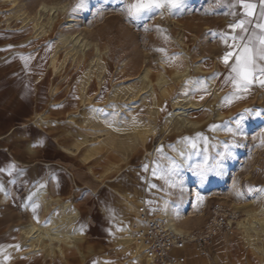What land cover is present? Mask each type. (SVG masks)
I'll use <instances>...</instances> for the list:
<instances>
[{"label": "rangeland", "instance_id": "obj_1", "mask_svg": "<svg viewBox=\"0 0 264 264\" xmlns=\"http://www.w3.org/2000/svg\"><path fill=\"white\" fill-rule=\"evenodd\" d=\"M17 1L24 3V10L33 13V0ZM41 1L50 4L54 0ZM60 1L69 4L68 14L79 21L73 33L82 31L89 43H96L108 57H103V73L94 67L88 86L83 76L89 60L94 58L93 48L86 53L82 64L67 59L54 73L49 62L55 49L54 38L64 32V19L61 17L55 27L35 40L29 26L15 20L11 2L0 0V24H3L0 26V247L12 241L17 228L28 220L45 223L43 204L37 195L46 190L52 197L71 202L79 214L74 230L80 240L62 245V250L71 247L65 254V263L52 264H139L131 251L124 248L122 243L126 241L120 243L115 237L125 234L127 226H134L137 213L143 210L150 219H159L168 212L174 226L189 240L212 218L227 221L234 215L233 233H217L205 254H199L192 242L185 243L176 254L184 256L186 264H199L200 255H208V263L204 264H264V250L259 252L247 243L238 227V222L247 218V212L258 211L264 205V197L247 195L249 187H264L261 143L264 137L260 135L264 116L246 119L243 137H232L225 131L234 126L232 121L245 109L264 110V87L253 85L246 98L227 106L222 103L231 88L224 85L228 69L221 59L225 52L222 40L211 33L228 32L230 21L225 14L216 6L211 9L195 6L188 14H182L181 8L171 15L161 10L162 15L157 11L147 21L131 22L120 9L133 0L123 3L88 0V7L76 12L72 8L77 0ZM6 19L10 21L9 27L5 25ZM178 28L186 31L184 44L191 53L188 61L179 53ZM188 33L196 37L191 38ZM171 38L175 40L173 43ZM64 54L65 50L61 49L58 57L62 59ZM174 55L178 58L166 59ZM146 58L151 79H156L160 71H165L170 79L166 94L156 92L157 131L142 146L130 143L112 149L107 141L101 142L107 134L97 137L107 129L86 122L93 110L100 112L110 128L118 126L127 130L148 120L149 98L129 102L127 93L114 94L123 81L136 85L134 78ZM122 62L125 67L120 66ZM197 62L203 70L210 71L208 77L216 74L214 81L221 91L217 100L212 98L209 87L206 86L208 94H205L185 83L197 79L199 74L192 70L179 82L170 78L174 70H183L188 63ZM186 92L202 107L189 110V118L196 123L194 127L179 128L167 120L171 101ZM218 113L221 118L217 117ZM197 133L207 139V144L201 141L196 151L180 143L182 138ZM41 140V146L32 147ZM78 141L82 143L79 148ZM225 143L234 145L230 148L232 158L224 161L221 175L202 183L188 170L187 164L198 163L205 155V147L209 158H215ZM181 151L185 152L186 162L175 178L177 186L170 187L163 179L153 176V162L167 166L165 157L180 161ZM238 191L245 195L238 198ZM143 200L155 204H147L149 211H146L145 204L139 208ZM33 204L38 205L35 213ZM219 247L226 250L224 258L217 256ZM57 253L60 252L54 248L53 255ZM47 254L38 255L46 261L21 260L14 264H47L53 259Z\"/></svg>", "mask_w": 264, "mask_h": 264}, {"label": "bare ground", "instance_id": "obj_2", "mask_svg": "<svg viewBox=\"0 0 264 264\" xmlns=\"http://www.w3.org/2000/svg\"><path fill=\"white\" fill-rule=\"evenodd\" d=\"M9 1L15 9V20H17V22H22V26L24 27L28 25L29 29L31 30V35L35 40L46 34L49 29L55 27L60 19H64L62 23V30L64 28V32L60 33L59 36L54 38L55 49L53 50L49 62V65L54 73L57 72L59 67H62L65 64L67 59H71L73 62L77 61L79 65L82 64L86 58V53L91 48L94 49V58L89 60V69L87 68L84 72L83 77L85 85L88 86L90 83L94 74V67L99 69L100 72L103 70V57L106 55V52H103L97 45H95L96 43H89L82 31L73 33V30L75 26L78 25L79 21L72 18L68 14L70 7L68 3H63L60 0H54L50 4L40 1L34 8L33 13L30 14L23 9V2H18L17 0ZM5 21V25L9 27L10 21L8 19ZM2 25L3 24H0V26ZM178 30L179 32L177 33L176 37L179 43V53L186 61H188L190 58V53H188L187 46L184 44V35H186V32L183 28H178ZM174 41V38H171V42L173 43ZM61 49L65 50V54L63 55L62 59L58 57L59 51ZM106 56L108 57V55ZM160 57L161 55H159L157 59ZM147 62L148 59L146 58L140 72L134 78L136 85L132 86L129 83L127 84V80L123 81L124 84L120 87H117L114 91V94L117 95L120 92L127 93L129 95V102L135 101L136 98H138V100H145L146 98H149L150 102L147 109L148 120H146L144 123L139 122V124L134 125L131 129L121 130L118 126L116 128H110L108 124L104 122L103 118H101L100 112L93 110L86 122L87 124L91 123L93 126H99L107 129V131L99 133L97 137L100 138L106 136L107 134L105 139H102L101 142L107 141L112 149H118L130 143H139L142 146L148 136H152L157 131L155 121L159 117V110L156 107V92L159 90V92H165L166 94L167 87L170 84V79H168V75L165 71H160L157 74L156 79H151V70L147 66ZM199 64L200 63L198 62L194 63L193 65L188 63L183 70H174L171 73L170 78L179 82L189 75L192 70L193 72L199 74L197 79L205 82V86L209 87L211 90L212 98L217 100L221 95V91L216 87L217 81H214V79L208 77L207 74L210 71L208 72L207 70H203ZM120 66L125 67V62H122ZM96 72L97 71L95 70V73ZM101 73H103V71ZM84 83L82 82V84ZM195 87L198 88V86ZM201 107L202 105L200 102L191 98L190 92L182 97L174 98L171 101V111L168 115L167 123L170 125H176L179 128L194 127L196 123L189 118V110L200 109ZM217 117L221 118L222 115L218 113ZM97 120L100 121L99 124L95 123ZM107 137L108 139H106ZM81 145L82 143L78 141L76 147L79 148ZM38 199L42 202L44 207L45 223L42 224L33 222L20 230L19 240L21 241V244L18 251L23 257L42 255L46 252L48 253V256L52 257L54 248H56V250L61 253L62 245L68 246L70 243H77L80 240L76 230H74V222L79 214L71 202L68 200H62L60 197L53 198L46 190L39 192ZM246 216L247 218L238 222V227L247 243L254 246L257 251L262 252L264 250V205L258 211L247 212ZM159 219L162 221L166 220V227L170 228L175 235L182 238L185 237L182 232L174 226L172 220L169 219L168 212H166L163 216H159ZM138 226L139 222L138 219H136L135 225L127 226L124 229L125 234L121 235L119 238L120 240L126 241L123 243L124 248L131 251L133 258H135L139 264H154L151 258L145 252L144 245L135 242L131 237V231L133 230L132 228ZM192 240L193 239L189 241ZM257 241H261V245H258Z\"/></svg>", "mask_w": 264, "mask_h": 264}, {"label": "snow or ice", "instance_id": "obj_3", "mask_svg": "<svg viewBox=\"0 0 264 264\" xmlns=\"http://www.w3.org/2000/svg\"><path fill=\"white\" fill-rule=\"evenodd\" d=\"M123 3V0H121ZM260 12L259 17L256 16L255 9L257 5L251 0H238L239 6L244 9L240 19L233 21L228 25L231 29L230 33H211L214 37L220 36L222 42L226 44V50L224 55L221 57L224 65L228 69V74L223 78L224 85H228L231 91L222 98V103L227 106L233 101L246 98L247 94L250 93L253 85H259L264 87V0H259ZM184 0H133L132 3L126 4L120 10L126 13V18L131 22L147 21L151 18V15L157 11L166 10L168 14H174V10L182 8ZM213 3L219 4L220 0H213ZM88 7V0H77L76 4L72 8V12L86 9ZM163 11H161V15ZM235 15V13H232ZM256 19V23L253 24L252 19ZM147 31V27L144 29ZM167 39V37H165ZM231 43H228V40ZM157 51H163V49H157ZM178 56L167 57L166 59H177ZM231 61V63H230ZM212 79L216 78V74H213ZM186 84L191 83L194 86H198L197 90L207 93V87L205 82L197 79L195 81H186ZM223 87V86H222ZM187 94V92L185 93ZM203 99V96L200 97ZM264 116V110L256 109H245L241 112L237 119L232 121L233 127H227L225 131L232 137H243L246 135L244 131V122L246 119L251 117ZM135 123V118H133ZM111 126V125H109ZM260 135L264 137V128L261 129ZM203 141L207 144V139L202 137L200 133H197L194 137H184L180 143L184 144L186 148L191 151H196L200 142ZM43 141L34 143L32 147L41 146ZM264 145V140L261 141ZM234 146L230 143L223 145V151H218L216 157L210 159L205 147V155L203 158L195 164H187L188 170L193 173L203 183L209 180L212 176H219L222 174L224 167V161L232 158L230 148ZM158 152H162V149H158ZM181 160L178 161L173 157H165L168 161L167 166H160L154 163L153 176L158 179H163L166 184L170 187H176V177L178 176L179 170L182 164L186 161L183 160L185 152H179ZM147 170V166H145ZM160 173V175H158ZM43 187V185H41ZM155 187V185H151ZM237 197L245 195V193L238 191ZM248 196H254L255 198L264 197V187H249L247 189ZM198 199H202L198 197ZM33 211L35 213L38 205L33 204ZM8 259V257H5Z\"/></svg>", "mask_w": 264, "mask_h": 264}, {"label": "built area", "instance_id": "obj_4", "mask_svg": "<svg viewBox=\"0 0 264 264\" xmlns=\"http://www.w3.org/2000/svg\"><path fill=\"white\" fill-rule=\"evenodd\" d=\"M232 217V216H231ZM236 217V216H235ZM225 221L223 218H212L204 228L192 235V241L175 235L170 228L166 227L165 221L150 219L145 211L138 214V227H133L132 239L144 245L145 252L154 264H186L184 256H176L174 249H179L187 242H192L199 254H205L212 246V238L221 231L233 233L236 221Z\"/></svg>", "mask_w": 264, "mask_h": 264}, {"label": "crops", "instance_id": "obj_5", "mask_svg": "<svg viewBox=\"0 0 264 264\" xmlns=\"http://www.w3.org/2000/svg\"><path fill=\"white\" fill-rule=\"evenodd\" d=\"M41 0H33V6H32V11L33 9L37 6V4L40 2ZM251 2L255 3L257 5L256 9H255V12H256V16L259 17V12H260V2L259 0H251ZM195 6L199 7V6H204V7H208V9H211V7H219L220 10L225 14V16L228 18V20L230 21V23H232L233 21L235 20H238L241 17V14L243 13L244 9H242L240 6H239V3H238V0H220V3L219 4H215L213 3V0H184V3H183V6L181 8L182 10V14L183 13H190L191 9L194 8ZM207 9V8H205ZM232 13H235V15H232ZM249 19H252L253 21V24L256 23V19L255 18H252L250 17ZM186 32V31H185ZM231 32V29L228 30L227 33H230ZM223 33H226L225 30H223ZM189 36L191 38H194L196 37V35L192 34V33H188ZM187 36V35H186ZM228 43H231V40L229 39L228 40ZM222 47H223V50L225 51L226 50V44L224 42H222ZM191 54V53H190ZM10 164H11V161H10ZM5 165H6V162H5ZM6 168V167H5ZM41 188H44V187H41ZM40 188V189H41ZM37 190L35 193H34V197L35 195H37V193L40 191ZM45 189V188H44ZM48 192V191H47ZM39 194V193H38ZM49 194V193H48ZM50 195V194H49ZM51 196V195H50ZM52 197V196H51ZM37 198H38V195H37ZM53 198H56V197H53ZM41 202V201H40ZM42 203V202H41ZM142 206H140L139 208L142 209L144 208V204L146 206V211H149V205L150 204H155V203H144V200L142 202ZM148 204V206H147ZM157 205V204H156ZM157 206H160V205H157ZM43 211H44V207H43ZM44 213V212H43ZM32 220H28L24 225L22 226H19L17 228V231H16V234H15V237L12 241L2 245L0 247V264H14L16 261H30V260H34V259H40V260H43V261H46V259L42 258L41 256L38 257L37 256H32V257H23L19 254V248H20V240H19V236H20V230H22L23 228H25L28 224L30 223H33L34 221ZM125 227V226H124ZM122 227V228H124ZM121 228V229H122ZM120 229V230H121ZM132 232V231H131ZM118 234H121V233H118ZM121 235L115 237L119 239V242L121 243V241L123 240H120V237ZM216 242V241H215ZM214 242V245H217L218 243ZM123 244V243H122ZM115 247H119V246H115ZM71 247H66L62 250V253H57V254H54L53 255V259L49 262H47V264H52L53 262H63L65 263L64 261V257H65V254L66 252L69 251ZM180 249V248H179ZM176 251H178V249H174L173 250V253L176 255V256H182V255H179V254H176ZM225 255H227L226 253V250L225 248H217V256L220 257V258H224ZM5 257H8V259H5ZM208 255H200L197 259V263L199 264H204L205 262L208 263ZM47 258V257H46ZM100 260L102 258H99Z\"/></svg>", "mask_w": 264, "mask_h": 264}]
</instances>
